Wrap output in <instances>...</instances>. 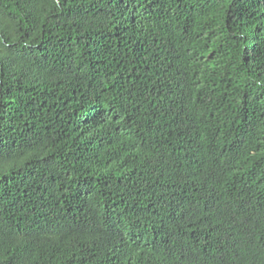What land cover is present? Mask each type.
Listing matches in <instances>:
<instances>
[{"label": "trees", "instance_id": "16d2710c", "mask_svg": "<svg viewBox=\"0 0 264 264\" xmlns=\"http://www.w3.org/2000/svg\"><path fill=\"white\" fill-rule=\"evenodd\" d=\"M0 264H264V0H0Z\"/></svg>", "mask_w": 264, "mask_h": 264}]
</instances>
